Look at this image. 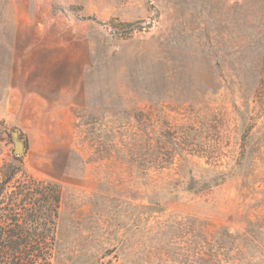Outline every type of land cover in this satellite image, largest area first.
Segmentation results:
<instances>
[{"label":"rangeland","instance_id":"1","mask_svg":"<svg viewBox=\"0 0 264 264\" xmlns=\"http://www.w3.org/2000/svg\"><path fill=\"white\" fill-rule=\"evenodd\" d=\"M263 69L264 0H0V166L60 189L53 264H264Z\"/></svg>","mask_w":264,"mask_h":264},{"label":"trees","instance_id":"2","mask_svg":"<svg viewBox=\"0 0 264 264\" xmlns=\"http://www.w3.org/2000/svg\"><path fill=\"white\" fill-rule=\"evenodd\" d=\"M60 207L57 186L0 166V264H53Z\"/></svg>","mask_w":264,"mask_h":264},{"label":"water","instance_id":"3","mask_svg":"<svg viewBox=\"0 0 264 264\" xmlns=\"http://www.w3.org/2000/svg\"><path fill=\"white\" fill-rule=\"evenodd\" d=\"M16 142H15V153L17 156H21L25 151V145L22 141L18 139V135L15 134Z\"/></svg>","mask_w":264,"mask_h":264}]
</instances>
